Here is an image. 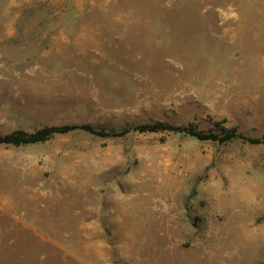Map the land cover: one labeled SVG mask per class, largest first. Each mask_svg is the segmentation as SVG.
Here are the masks:
<instances>
[{
    "label": "rangeland",
    "instance_id": "rangeland-1",
    "mask_svg": "<svg viewBox=\"0 0 264 264\" xmlns=\"http://www.w3.org/2000/svg\"><path fill=\"white\" fill-rule=\"evenodd\" d=\"M158 121L264 137V0H0V134ZM0 264H264V144L0 143Z\"/></svg>",
    "mask_w": 264,
    "mask_h": 264
},
{
    "label": "trees",
    "instance_id": "trees-1",
    "mask_svg": "<svg viewBox=\"0 0 264 264\" xmlns=\"http://www.w3.org/2000/svg\"><path fill=\"white\" fill-rule=\"evenodd\" d=\"M80 129L84 131H88L90 133L96 135H121L128 130H135L139 132H155L160 130H171V131H179V132H186L191 136L196 137L197 139H209L218 142L227 141L230 138L238 137L242 138L250 143L253 144H264V137L262 138H249L245 137L240 134H234L233 132L224 133L222 135H217L214 133H203V132H194L189 130L185 127L180 126H171L169 124H165L163 122H151V123H144L138 124L127 129H123L120 131H101L95 130L88 124H64V125H51V126H43L38 128L32 132H26L24 130L18 129L11 131L9 133L0 134V143L3 144H11V145H21V144H28V143H37L40 141H44L48 137L56 134V133H66L71 130Z\"/></svg>",
    "mask_w": 264,
    "mask_h": 264
},
{
    "label": "crops",
    "instance_id": "crops-1",
    "mask_svg": "<svg viewBox=\"0 0 264 264\" xmlns=\"http://www.w3.org/2000/svg\"><path fill=\"white\" fill-rule=\"evenodd\" d=\"M12 32V31H11Z\"/></svg>",
    "mask_w": 264,
    "mask_h": 264
}]
</instances>
